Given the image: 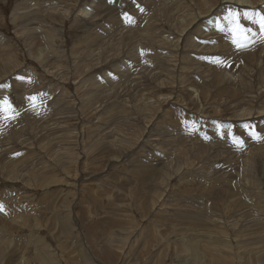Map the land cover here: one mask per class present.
I'll use <instances>...</instances> for the list:
<instances>
[{
	"label": "rangeland",
	"instance_id": "obj_1",
	"mask_svg": "<svg viewBox=\"0 0 264 264\" xmlns=\"http://www.w3.org/2000/svg\"><path fill=\"white\" fill-rule=\"evenodd\" d=\"M225 1L0 0V264H264V49Z\"/></svg>",
	"mask_w": 264,
	"mask_h": 264
},
{
	"label": "bare ground",
	"instance_id": "obj_2",
	"mask_svg": "<svg viewBox=\"0 0 264 264\" xmlns=\"http://www.w3.org/2000/svg\"><path fill=\"white\" fill-rule=\"evenodd\" d=\"M237 2V3H236ZM261 2H263V0H234V1H231V0H226L224 3H227V4H233V6H237V7H239L238 8V10L236 11V13L237 12H239L240 13V19L242 20V22H244L243 21V13L244 12H248V13H252V12H256V13H258V12H260V11H254V9H258L259 7H261L259 10H262V11H264V4H261ZM226 8V7H225ZM241 9H243L242 11H240ZM213 13V14H215L214 13V10L213 11H204V13L202 14L201 12H199V13H195V14H193V15H191V18H190V22L188 23V24H186L185 25V28L181 31L182 33H183V31L186 29V28H188L190 25H192V24H194V23H198V25L200 26V28H197L196 30V34L197 33H199V38H200V41H197L196 43H194L195 45H194V48L193 49H195V48H198V47H200L201 48V46H203L202 47V49H210L211 48V45H210V40H207V37L206 36H208V34L207 35H205V32L206 31H212L213 30V32H211L210 34L211 35H214V34H216L218 31L220 32V30H218V28L217 27H215V26H213V21H208V22H206L207 24H204L203 22H201L200 20H202V18H203V16L204 17H206V16H208L209 15V13ZM221 11H218L217 13H220ZM233 13L235 12V11H232ZM225 13H227V12H225ZM212 15V14H211ZM215 16V15H214ZM213 16V17H214ZM210 17V16H209ZM212 17V18H213ZM204 19V18H203ZM250 19H251V17L248 19V20H246L245 19V21H246V25H245V27L246 28H248V25H247V23H248V21L250 22ZM209 20V19H208ZM210 20H211V18H210ZM241 20H240V22H241ZM207 25V26H206ZM209 26V27H208ZM242 26H244V25H242ZM201 27H203L202 29H201ZM254 27H255V25H254ZM254 32H256L255 30H253ZM189 32V31H188ZM206 33H208V32H206ZM260 33V32H259ZM254 34V33H253ZM211 35H209V36H211ZM209 36H208V38H209ZM204 38H206V39H204ZM217 38H219V35H217ZM247 40L249 41V44L248 45H250V44H252V45H250V46H252L254 49L253 50H250L249 51V53H251V55H252V57H251V59H250V62H258L256 59H257V57L258 58H260L261 59V57L260 56H258L257 55V53H258V51H259V53H261V52H263V49H264V41H263V38H261L260 36H259V39L257 38V34H256V36H254V35H252V36H247ZM202 39V40H201ZM254 39V40H253ZM192 40H194V39H192ZM252 40V41H251ZM190 41V40H189ZM257 41H259V42H261V44H258V43H256ZM216 42V41H215ZM212 43H213V41H212ZM254 43V44H253ZM214 44V43H213ZM189 46V45H188ZM192 46V45H191ZM209 46V47H208ZM220 47H222V45H220ZM193 51H195V50H193ZM201 51V50H200ZM264 53V52H263ZM256 54V55H255ZM256 56V58H255V60L253 59L254 57ZM264 56V55H263ZM202 62L200 63L201 64V66H204V63L206 62V61H213V60H211V59H206V58H201L200 59ZM261 60H263L264 61V59H261ZM260 60V62H262ZM205 65H211V63H206ZM251 64H249V66H250ZM238 65H235V66H233V67H237ZM253 66V65H252ZM257 66V65H256ZM238 72H244V71H246L247 72V70L245 69V67H241V66H239L238 67ZM151 72V71H150ZM261 72V71H260ZM161 76V74L160 75H157V77H155V78H158V77H160ZM237 77H239V76H237ZM154 78V77H153ZM174 78V77H173ZM263 80H264V78H263ZM239 82H243V83H245L243 80H242V78H240L239 79ZM220 91V90H219ZM218 91V92H219ZM225 91V90H224ZM220 93H222V92H220ZM216 95V94H215ZM238 102V101H237ZM262 112V111H261ZM243 116V115H242ZM245 128V127H244ZM246 134V133H245ZM257 140H259V139H257ZM79 251L80 252H82V250L79 248ZM80 254V253H79ZM84 256V255H83Z\"/></svg>",
	"mask_w": 264,
	"mask_h": 264
},
{
	"label": "snow or ice",
	"instance_id": "obj_3",
	"mask_svg": "<svg viewBox=\"0 0 264 264\" xmlns=\"http://www.w3.org/2000/svg\"><path fill=\"white\" fill-rule=\"evenodd\" d=\"M249 17H251L250 19V23L253 25H258L260 32L264 33V14H259L256 12H252V13H248V12H244L243 13V18L248 20ZM126 20H129L130 22V17H128L127 15L125 16ZM224 20L227 22L228 24V30L230 32L233 33L234 39H233V44L236 45L238 48L243 46V42L247 40V36L249 33H252V29L251 28H243L240 25V13H233L231 10H229L228 14L224 16ZM218 30L223 31L224 29L220 26L217 25ZM5 87H9L8 85H0V88H5ZM29 99V101H35V97H29L27 98ZM8 101V97H3V99H0V113H3L6 115V118H11V116H7V113L5 112V103ZM7 111L8 112H15V109L13 108V106L8 103L7 105ZM246 129L248 130V134L250 136H252L254 139L255 138H264V137H260V134L256 133L254 131L253 126L251 125H246L245 126ZM233 139V143L234 146L240 148L243 147V141L241 139H238L236 137H232ZM3 205L0 204V211L3 210Z\"/></svg>",
	"mask_w": 264,
	"mask_h": 264
}]
</instances>
